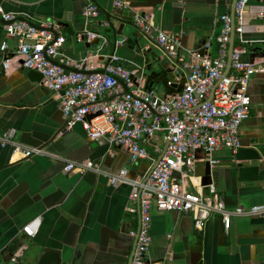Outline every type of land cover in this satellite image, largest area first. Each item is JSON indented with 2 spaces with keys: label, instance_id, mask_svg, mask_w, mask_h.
Here are the masks:
<instances>
[{
  "label": "crops",
  "instance_id": "1",
  "mask_svg": "<svg viewBox=\"0 0 264 264\" xmlns=\"http://www.w3.org/2000/svg\"><path fill=\"white\" fill-rule=\"evenodd\" d=\"M95 1L101 14L91 22V28L112 41V29L100 22L107 20L103 11L119 9L116 0ZM231 2H164L155 8L156 23L163 30L179 33L184 48L215 57L220 16L230 11ZM84 3L85 0H1L5 10L17 15L60 23L66 38L63 48L73 57L94 53L92 46L86 48L75 38L89 24L83 13ZM260 11H264V0H248L242 32L234 35V44H246L251 59L264 60V21L257 18ZM4 39L13 50L15 40L5 35L0 21V43ZM159 47L157 42L152 45L157 52ZM112 49L110 43L103 52L111 53ZM118 53L122 63L130 65L131 50L123 44ZM103 60L94 61V66L99 67ZM27 71L18 65L17 58L11 60L6 72L0 69V134L12 128L19 143L41 147L47 154L24 158L11 146H0V264L10 261L13 252L21 247L16 264H30L44 248L58 249L60 264H126L133 240L129 230L136 229L138 223L137 212L127 209L131 185L113 186L105 174L92 170L64 172L63 168L67 161L89 159L100 162L103 171L115 173L127 168L129 178L141 180L150 161L130 163L127 149L115 146L109 153L102 139L91 147L93 140L80 123L65 130L58 101L47 88L31 81ZM167 75L181 79L170 72ZM154 89L160 94L168 93L161 84ZM248 93L251 105L239 130L241 146L236 152L222 148L209 155L217 170L213 182L228 208L264 206V73L252 76ZM156 141L160 142V137ZM148 150L155 156L151 144ZM200 182V176H193L188 184L200 190ZM203 191L207 192V188ZM36 217L40 219L37 233L26 236L22 227ZM150 235L149 258L154 264H264L262 216L234 217L227 231L219 217L213 216L198 230L190 216L159 210L152 203Z\"/></svg>",
  "mask_w": 264,
  "mask_h": 264
},
{
  "label": "built area",
  "instance_id": "2",
  "mask_svg": "<svg viewBox=\"0 0 264 264\" xmlns=\"http://www.w3.org/2000/svg\"><path fill=\"white\" fill-rule=\"evenodd\" d=\"M86 1L83 11L86 18H98L100 11L96 1ZM247 2L235 1L233 17L230 11L220 16L222 24L216 37L219 49L215 57L184 48L181 35L162 30L154 12L134 13L133 23L138 30L157 42L186 71L181 91L166 94L148 88L137 68L124 65L115 52L80 57L69 55L63 48L66 38L60 23L30 19L31 24L0 9L5 35L15 40L13 50L7 40L1 41L0 69L6 72L11 60L17 58L20 67L41 73V85L59 103L65 130L80 123L91 140L102 139L108 144L109 153L115 146L127 149L130 163L147 159L151 165L162 148L156 141L159 133H162L163 141H168L166 150L145 182L129 178L127 168L110 173L103 171L100 162L89 159L67 161L63 168L64 172L92 170L105 174L113 186L131 185L128 211L135 212L137 200H140L139 229L129 230L131 237L137 236L131 264H154L149 258L152 203L159 210L190 216L198 230L213 216L219 217L225 231L234 217H264L263 205L228 208L214 182L205 186L199 183L200 190L190 188L188 184L192 182L197 161L209 159L216 149L236 152L241 146L239 130L251 105L249 84L254 74L264 73V60L251 59L249 47L242 42L234 44L225 72L231 29L233 27L234 35L242 32ZM115 6L126 8L128 2L116 0ZM257 18L264 21V11L258 12ZM101 25L105 26L107 22L104 20ZM76 38L79 42L98 38L106 43L101 33L89 29L78 33ZM100 55L104 60L95 67L94 61L98 62ZM98 69L103 72H90ZM89 115L93 116L87 119ZM153 141L156 142L153 144ZM150 144L155 156L148 150ZM0 145L11 146L13 152L24 158L47 154L39 147L19 143L12 128L0 134ZM200 152L203 155H199ZM39 225L40 219L36 217L22 227V232L32 237ZM20 252L18 249L12 260Z\"/></svg>",
  "mask_w": 264,
  "mask_h": 264
},
{
  "label": "water",
  "instance_id": "3",
  "mask_svg": "<svg viewBox=\"0 0 264 264\" xmlns=\"http://www.w3.org/2000/svg\"><path fill=\"white\" fill-rule=\"evenodd\" d=\"M178 0H132L128 2V7L126 8H119L117 10L112 11H103V13L106 16V22L107 25L112 29L113 32V40L111 41L109 38L103 36L106 39V43H103L101 39H94L90 42L87 41H81L85 43V47L88 48L90 46L93 47L94 53H103L104 47L108 44H112V51L111 53L115 52L119 57L118 48L125 45L126 48L131 50L132 52V58L129 59L130 66H134L137 68V71L141 75V77L144 79V84L151 89H154L155 85L161 84L166 89H168V93H175L181 91V89L184 86L185 79H186V71L182 68L180 64H178L176 61L172 60L161 47H159V52L155 51L152 48V45H155V41L147 37L145 34L138 32V28L133 23V16L135 12H154L155 8L161 7L164 2H172L176 3ZM236 0H232L231 2V9L230 14L231 17H233V8ZM87 1L85 0L83 11L85 8ZM0 9L3 13L12 12L17 15V12L15 11H7L4 9V7L1 4L0 0ZM0 11V21L3 24V19ZM100 11V9H99ZM101 14V11L99 15ZM85 16V15H84ZM18 19L25 20L31 24H33L30 21V16L25 15H17ZM85 19L89 21L88 26H86L83 30L76 33H84L86 29L92 30L91 28V22L93 20H89L88 18ZM244 19V16H243ZM233 22V21H232ZM102 22H100L101 24ZM243 24V23H242ZM233 26V24H232ZM133 29H137L136 31H132ZM163 30V29H162ZM135 32V33H134ZM123 34H128L130 36L127 39L119 38L118 36H122ZM75 35V38H76ZM77 40V38H76ZM119 42V44H117ZM150 44V45H147ZM234 46V30L233 27L231 29L230 33V40L228 43V58H227V65L225 72H227L229 65H230V55L232 52V48ZM99 58H103L102 55H100ZM53 63H56L55 61H52ZM65 69H72L68 66L61 65ZM77 70V69H75ZM91 73L96 72H103L102 69L93 70L90 71ZM170 72L171 75H177L181 79L178 81L175 78L171 79L168 77L167 73ZM26 76L31 80L41 85V79L42 75L41 73L37 72L36 70H28L26 73ZM93 115H89L87 119L91 118ZM2 134V133H1ZM96 140H93L90 144L91 147H94L96 145ZM168 141L165 140L163 143V146L161 148V151L156 155L154 161L152 164L148 165V169L145 173V175L141 178L142 182H145L148 178L151 170L154 168V166L157 164L161 156L163 155L164 151L166 150ZM1 146V145H0ZM9 146V145H8ZM12 148V147H11ZM41 148V147H39ZM121 169H119L118 173ZM216 166L215 161H213L211 158L205 159L202 161H197L195 163L193 174L194 176H200L201 179V185L205 186L210 184L214 181L216 177ZM140 192V191H139ZM137 216H138V223L136 227V231H138L140 226V200H137ZM136 237H133L131 248L127 257L126 264H131L132 260V254L136 242ZM30 264H60V251L58 249L54 248H44L41 251H39L36 255V258L30 261ZM5 264H10V262L5 261ZM19 264H25V263H19Z\"/></svg>",
  "mask_w": 264,
  "mask_h": 264
},
{
  "label": "flooded vegetation",
  "instance_id": "4",
  "mask_svg": "<svg viewBox=\"0 0 264 264\" xmlns=\"http://www.w3.org/2000/svg\"><path fill=\"white\" fill-rule=\"evenodd\" d=\"M20 249H21V252L19 253V255H21V253H22V247H21ZM133 251H134V250H133ZM15 252H16V251L13 252L12 256L14 255ZM19 255H18V256H19ZM12 256L10 257V261H8V262H10V264H16V262H17V261H16V258H17L18 256L15 258V260H12ZM17 264H19V263H17Z\"/></svg>",
  "mask_w": 264,
  "mask_h": 264
},
{
  "label": "rangeland",
  "instance_id": "5",
  "mask_svg": "<svg viewBox=\"0 0 264 264\" xmlns=\"http://www.w3.org/2000/svg\"><path fill=\"white\" fill-rule=\"evenodd\" d=\"M159 137H160V146L162 147V145H163V143H164V141L161 139V137H162V133H159Z\"/></svg>",
  "mask_w": 264,
  "mask_h": 264
}]
</instances>
